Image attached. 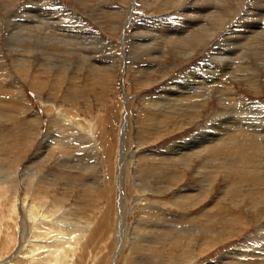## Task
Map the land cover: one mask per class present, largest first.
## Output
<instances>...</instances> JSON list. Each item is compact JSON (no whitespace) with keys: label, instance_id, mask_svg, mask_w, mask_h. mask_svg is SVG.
Listing matches in <instances>:
<instances>
[{"label":"rangeland","instance_id":"rangeland-1","mask_svg":"<svg viewBox=\"0 0 264 264\" xmlns=\"http://www.w3.org/2000/svg\"><path fill=\"white\" fill-rule=\"evenodd\" d=\"M28 1L33 2V0H1L2 3L0 2V192L3 189L6 193L9 192L7 194L11 197L10 193H13L14 185L9 180L10 177H14V183L19 185L18 197L20 198L17 200L16 210L18 215L16 216L10 211L12 202V200H9L10 197L9 199L4 198L0 204V264H8L13 256L20 255L27 247L28 238L26 236L23 241L21 234L25 225V218L27 222L29 220L27 213L23 214L24 206L22 203L30 179L28 174L35 175L34 178L38 176L36 179L40 183L41 180L42 182L50 180L56 183L55 187L52 186L45 191L49 195L46 203L44 205L40 202L35 204L39 211L42 209L44 214L50 215L54 219L58 218L56 219L58 222L66 223V229L69 227L68 224L86 225L87 227L90 224L88 220L86 221L87 216H90V219L92 218V223L94 222L93 226L95 225L98 234L93 235L90 232L92 236V238L90 237V244H87L88 247L75 256L73 259L75 261L70 263H114L115 249L116 245L118 246L120 236L117 232L120 216L116 205L117 195L115 194L117 189L116 157L120 145L119 131L122 112L126 107L129 122L126 128L125 143L127 152L124 171L121 175V181H123L121 185L127 199L125 200L127 226L125 246L119 264H188V261L191 264H207L217 262L226 253L239 248L242 250L250 249L245 252L254 251V254L259 249L255 257L260 258L257 255L261 252L264 253V199H261V195L264 193V181L257 185L250 180L242 181L239 187L241 192H232L230 189L224 195L222 188L228 184L226 179L234 175V173H228L226 177L227 172L225 173L223 170L227 165L224 161L228 159L227 162L229 163L232 160L229 159L230 157H225L228 154L224 151V154L217 156L218 161L222 159L219 164H223L218 165L219 172L222 171V174L214 182L213 191L207 195L204 189H207V184L210 181L208 182L206 178L203 179L201 174V171L204 172L203 168L200 172H195V167L201 163L197 158H193L190 163L193 168L182 170L180 166L181 168H178V170L174 168L175 162H171V167L170 162H160L154 160L151 156L152 153H167L172 145L176 143L179 146L183 145L181 141L191 142L196 140V136L202 131L207 134L211 124L227 114L216 115V111L223 112L224 110H222L221 104L217 100L218 93H215L199 114L191 113V115L193 114L192 117L191 115L187 116L190 114L189 110L186 111L187 114L184 112L182 119L179 121L176 118L177 115L175 117L170 116L169 120L172 122H168L163 127H160L161 125H158L155 119L153 120V116L150 115L149 117V112L156 109L154 104L157 100L159 101L160 94L170 89L168 85L181 81L190 71L196 70L202 80L210 81L218 76L219 73H214L213 66L220 69L222 61L209 60L204 55H208L212 48H224V45L229 44L228 41L223 40L225 37L230 36L229 29L216 33V35H219L216 39L214 38L212 43H208L209 46L206 49L203 48V52L198 51L197 54L186 60L188 57H182L179 54L180 52H175L176 50L171 42L165 41V37L171 34L168 35L165 32L160 34L156 30L153 31V25L150 22H147V24L145 22L158 20V23L165 22L171 25L172 28L177 27V16L173 12H177L176 8L178 6L170 8L169 5H166V8H163L152 4L147 8L145 2L141 3L143 5L138 4L137 7L134 0H107L108 3L113 1L111 4H106L114 9L107 12L109 10L104 7L102 0H95V4L92 0L89 10H84L82 6L79 7V3L76 4L75 0H37L39 2L38 6H40L38 8L53 10V16H56L57 19L60 18L61 21L63 20L61 28L70 29H58L54 25L55 27L50 30L51 33L59 31V33L67 32L83 36L81 40L77 41L81 45V47L77 45L78 48L76 45H74V48H71L72 45L67 48L61 45L58 46V44L53 46V43L52 45H44L41 40L36 39L43 36L41 35L42 32L39 33L40 36L35 35L34 41L35 36L33 33H27L23 27L18 28V23H12L14 20L15 22L23 21L29 14L30 18L34 17L37 21L39 17H36V15L41 14V9L27 12L24 15L21 13L25 6L29 9L32 8L33 3L28 4ZM213 2L215 4L216 0H213ZM26 3L31 6H27ZM134 5L136 6L135 10ZM128 7H130V10ZM127 9L130 13L126 12ZM215 9L217 8L215 7ZM168 12H172V14H166ZM243 12H240L239 15L231 13V19H227L231 22L242 19L240 15H243ZM31 13H34V15ZM150 14H155V17L150 18ZM17 15H20L17 17L18 19L15 18ZM67 15L68 17H66ZM10 18L14 20L11 21ZM132 18H134V21L139 19L137 20L139 23L136 22V25H147L144 30L139 31L136 35L138 38H133V32L131 35V28L129 27L134 24ZM127 21L131 22L128 24ZM73 24L75 25L73 26ZM71 25L74 27L73 30ZM136 25H133V27ZM226 25L232 26L231 23ZM226 25L224 28L227 27ZM88 30L89 32H87ZM91 31L94 33L92 35L94 38L91 37L96 41L87 38L90 37ZM144 31L146 35L142 34ZM17 34L20 35L17 36ZM21 34H23L22 37ZM11 38L13 43L15 41L14 45ZM136 39L147 40L148 45L144 44L138 50L135 43ZM19 41L22 43H18ZM36 41L38 43H35ZM69 42L75 43L72 39H69ZM18 45L24 49H19ZM42 48L48 52L46 57L41 53ZM147 48L152 52L146 53ZM181 48L183 49V47ZM181 48L179 49L186 53L187 50ZM78 49L88 51L87 54H89V56H84V61H80V65H83L81 67L80 65L77 67L78 60L81 59L77 56H81L83 52H76ZM160 49H164L165 60L161 63L150 60V55L157 54ZM244 50L247 49L244 48ZM27 57H31L29 63L32 64L30 66L28 63L23 64V60ZM16 62L22 64L20 66L25 65L27 75H20L19 71L14 73ZM93 62H96L97 65L100 64L97 67L96 63L94 65ZM109 63L113 69L111 68V73L105 77V72L99 71L101 69L105 70V66ZM92 65L95 67H92ZM20 66L18 65V68ZM36 67L40 69L38 75L40 81L38 83L32 80L35 79V76H31L32 69H37ZM147 67L152 70L150 73L147 72L149 71ZM29 68L30 74L28 73ZM89 70L92 71H90L92 74ZM145 73H147V76ZM228 77L230 78L229 75ZM263 78L264 73L261 80ZM211 84H215V87L217 85V87H221V84L213 81H211ZM12 86L19 88L16 89ZM231 89L240 94L247 104L255 102L261 104L264 108V88L257 90L239 78ZM203 99L206 98L203 97ZM241 105L240 107L246 106L244 103ZM232 110L233 108L230 109V111ZM153 114L157 116L156 111ZM244 116L245 111L242 110L240 117ZM205 134L201 135L200 138L205 137ZM28 140H33V142L29 144ZM65 140L69 142L67 143L69 146L62 149L61 146L66 145ZM53 141H61V146L56 144L53 148L49 147L48 152H43L44 146L50 144V142L54 143ZM56 147L60 148L55 149ZM42 154L44 157L41 156ZM262 156H264V152L262 154L256 152L251 155L252 161H254L252 165H257L260 162L259 165L264 166V157ZM255 159L258 163H255ZM79 160L81 161L79 162ZM97 162L100 164H97ZM232 163L234 162L232 161ZM259 165L257 166L258 169L261 168ZM255 168L256 166L251 170H255ZM182 171L184 172L182 173ZM208 171L205 175L210 173V170ZM237 176L238 179L241 175L237 174ZM97 179L101 182L102 198L99 200L94 196V187L89 183ZM237 179L236 181L240 182ZM86 180L88 184L85 183ZM36 185L38 186V184ZM253 189L255 190L253 191ZM200 191L202 192L201 195L199 194ZM182 195L189 198L188 205L183 202L185 197ZM260 200L263 203H260ZM29 201L31 202L32 199L29 198ZM140 204L149 206L150 210L145 211V208L141 207ZM28 224H26L25 229L29 234L32 228ZM97 224H100V226L97 227ZM179 226H183L190 233L180 235L179 228L181 227ZM163 229L167 230L166 233L168 234ZM183 235L184 238H182ZM178 237L181 238L176 241ZM188 240L189 242H187ZM18 249H21V252ZM46 253L47 251L42 254ZM80 256H82L81 260L78 258ZM238 258L246 259L249 257L245 254V256L242 255Z\"/></svg>","mask_w":264,"mask_h":264},{"label":"bare ground","instance_id":"bare-ground-1","mask_svg":"<svg viewBox=\"0 0 264 264\" xmlns=\"http://www.w3.org/2000/svg\"><path fill=\"white\" fill-rule=\"evenodd\" d=\"M75 1H76V4H77V2L79 3V7L82 6L84 10H87V9L89 10L92 0H90V1L89 0H75ZM102 1L104 2V7L109 10V11H107V10H105V11L111 12L114 10L110 7V5L106 4V3H108L107 0H102ZM134 1H135V5L137 7H138V4H141L143 2H145L147 4V8L150 7V5H152V4L163 7V8H166V5H169L170 8H172V7L176 8L178 6L176 8L177 12L176 11L173 12V14H175L177 16V19H176L178 22L177 27L172 28L171 25H169L165 22L164 23L163 22L158 23V20H151V21L148 20L145 22H146V24H147V22H150V24L153 25V28H154L153 31L156 30V31L160 32V34H161V32H163V34H164V32L167 33L168 35L171 34V35L165 37V41L168 40V42H171L173 44V47L176 50V51L175 50L174 51L178 52V53L180 52L179 54H181L182 57L183 56L188 57V58H186V60L193 57L195 54H197L198 51L203 52V48L206 49V47H208L209 44L214 41V38L216 39V37L219 35V34L216 35V33H220L226 29H229L228 33L230 34V36L227 35L228 37H225L223 39V40L229 42L228 45L227 44L224 45L223 46L224 48H221V47L220 48H216V47L212 48L208 55H206V54L204 55L209 60H213V61L214 60H219V61L221 60L222 61V66L221 67L219 66L220 69L219 68L217 69L216 66H213L214 73L215 74L219 73L218 76H216L215 79H212L210 81L209 80H202L200 75L198 76L196 70L190 71L187 75L184 76L183 79H181V81L173 82V83L168 85L169 86L168 88H170V89L162 92L160 94V97H158L159 101L157 100V102L154 104V105H156L155 111H156L157 116H155L153 114L155 111H153V112L150 111L149 117H150V115H151V117L153 116V120L155 119L156 123L158 125H161L160 127L166 126V124L168 122H172L171 120H169L170 116L175 117L177 115L176 118L179 121L182 119V115L184 114V112H186L188 110L190 111V114H188L187 116H190L191 113L199 114L206 107V105L208 104V100L211 99L214 96L213 94H215V93L216 94L218 93L217 96H219V97H217V100H218L219 104H221L220 106L222 107V110H224L223 112L216 111V113H217L216 115L219 116V114H224V113H227V114L222 116L218 120L214 121V123L211 124L210 128H208L207 134H205V132L203 133V131H202L199 133V135H198L199 137L196 136V138H197L196 140L191 139L192 140L191 142L190 141H181V142H183V145H180V146L178 145V143H176V144L171 146V148L168 150L169 152H167V153H163V152L162 153L161 152L160 153H152L151 154L152 158H154V160L155 159L159 160L160 162H170L171 167H172V163L175 162V164H174L175 167L174 166L173 167L177 168V169L182 167V170H186L188 168H191L193 165H191L190 163L192 162L193 158H197L199 161H201V163L195 167V169H194L195 172L198 173L203 168L204 172L202 173V171H201L203 179L205 180V178H206L208 182L210 181V183L207 184V189H204V191L207 192V195L210 194L211 191H213L212 188H213V185L215 184L214 182L216 181L217 177L222 174L221 173L222 171L219 172V168H218V165L221 166V164H223L221 162H220L221 164H219V161H221L222 159L221 160L219 159V161H218L217 156L220 154H224V151H226V153L228 154L225 157L226 158L230 157L229 159H232L229 161V163L227 162L228 159H227V161L226 160L224 161V163H227L226 167H224L225 169H223L225 171V173L227 172L226 177L228 176V173H234V175L231 176V178H228V179L224 178L228 182V184L222 188V190L224 191V195L227 193V190H230V189L232 190V192L233 191L234 192H236V191L241 192L240 191L241 189L239 187H240V183L242 181L250 180L252 183H254L256 185L259 184L261 181L263 182L264 181V166L263 165L260 166L259 165L260 162L257 165L256 164L252 165V163L254 161H252L251 155L255 154L256 152L261 153V154L264 152V110H262L264 108H263V106H261V104L259 105L255 102L247 104V102L243 100L242 96L240 94H238L237 92L232 91L231 88H232V86L235 85V82H237L239 78L246 81L247 84H249V86H251L257 90L264 88V78H263V80H261L262 74L264 73V0H216L215 4H214L213 0H134ZM0 2H1V0H0ZM28 2H29L28 4L33 3L32 8L29 9L28 7L25 6L23 8V11L22 12L20 11L22 13V15H24L30 11L41 9V8H38L40 6H38L39 2L37 0L36 1L33 0V2L32 1H28ZM218 2H219V5H218ZM93 3L95 4V0H93ZM111 3H113V1H110V3H108V4H111ZM28 4H27V6H31ZM135 5H134V10L136 9ZM141 5H143V4H141ZM216 5H218V6H216ZM8 7H10V6H8ZM215 7L217 9H215ZM16 8H17V6H16ZM91 8H93V7H91ZM94 8H95V6H94ZM129 8L130 7H128V9ZM4 9H6V8H4ZM129 10L126 12L130 13ZM40 11H41V14L40 15L38 14L39 16L35 14L36 17H39L37 19V21H36V18H34V17L30 18L29 17L30 14L28 13L29 15L26 16V19L21 18V19H23V21L15 22V20L13 19L14 22H12V23H14V24L18 23V28L23 27V29L25 31H27V33H31V34L33 33L34 36L35 35L40 36L39 33L42 32L41 35H43V36H40L39 38H36V36L35 37L33 36V37H34V41L36 38L37 40H41V42L44 45H49V44L52 45V43H53V46H54V44L55 45L58 44V46L61 45V46H64L66 48L69 47L70 45H72L71 48H74V45H76V47H77V45H80V44H78L77 41H79L83 38V36H81V35L69 34L67 32L59 33V31L57 33H51L50 30H52V28L55 27L54 25H56L58 27V29L59 28L63 29V30H70V29L61 28V23L63 22V20L61 21L60 18L57 19L56 16H53V14H54L53 10H47V8H46V9H41ZM116 11L118 12L117 9H116ZM165 11H163V12H165ZM242 11H244L242 13L243 15H240V18L242 17V19H237L235 22L233 21L234 23L229 21L231 19V17H230L231 13H237V15H239L240 12H242ZM15 14H17V13H15ZM31 14L34 15V13H31ZM166 14L170 15V14H172V12H168ZM64 15H66V14H64ZM108 15H109V13H108ZM154 15L155 14L151 15L150 18H152ZM18 16H20V15H17L15 18H17ZM21 17H23V16H21ZM66 17H68V15ZM10 19H11V21H13L12 18H10ZM64 19H66V18H64ZM133 19L134 18H132V20ZM137 20H139V19H137ZM137 20L136 21L133 20L134 24H132V26L129 27V28H131V35H132V32L134 33L133 38L134 37L138 38L136 35L139 33V31L144 30V28L147 26V25L146 26L136 25V22H138ZM77 22H76V25H77ZM79 22H81V21H79ZM130 22H128V24ZM81 23H83V22H81ZM81 23H78V24H81ZM230 23L232 25L231 27L226 25V24H230ZM74 25L75 24H73V26ZM133 25H136L138 27H136V26L133 27ZM225 25L227 26L226 28H224ZM12 27H13V24H12ZM64 27H66V26H64ZM81 27H83V26H81ZM15 28H17V27H15ZM71 28L73 30L74 27H72V25H71ZM76 29H78V28H76ZM81 30H82V28H81ZM84 30H85V28H84ZM82 31H81V33H83ZM87 32H89V30ZM151 32H152V30H151ZM13 34L15 35L14 32H13ZM90 34H91L90 37H87V38H91L89 40H92V41L95 40V39H92V37L94 38V36H92V35H94V33H92V31H91ZM142 34L146 35V32L144 31V33H142ZM14 35H12V36H14ZM18 35H20V34H17V36ZM22 35L23 34H21V37H22ZM25 36H24V38H25ZM96 37H98V36H96ZM173 37H174V39H172ZM13 38H16V37H13ZM26 38H28V37L26 36ZM77 38H79V39H77ZM124 38H125V36H124ZM69 39H72L73 42H75V43L69 42ZM84 39H85V37H84ZM145 39H146V37H145ZM14 40H16V39H14ZM17 40H22V39H17ZM148 40H151V39H148ZM32 41H33V39H32ZM84 41H86V40H84ZM12 43H13V39H12ZM18 43H22V42L19 41ZM28 43H30V41ZM35 43H38V41H36ZM94 43H97V42H94ZM135 43H136V48L138 50L144 44L148 45L147 40L143 41L140 39H136ZM14 44H15V41H14L13 45ZM16 44H17V41H16ZM36 45L38 46V44H36ZM19 46L20 45H18V48L20 49L21 46L20 47ZM15 47H16V45H15ZM80 47H81V45H80ZM181 47H183V49L185 48L187 50L186 53L179 49ZM244 48H246L247 50L245 51ZM68 49H70V48H68ZM148 49L149 48H147L146 53L152 52L150 49L149 50ZM243 50H244V52H243ZM18 51H20V50H18ZM73 51H76V50H73ZM76 52H79V53L83 52L81 54V56H77L79 58L81 57V59H82V60L81 59L78 60V62H79V64H77V67H78V65H80L81 62L84 61V59H85L84 56H87V55L89 56V54H87L88 51H82L80 49H78ZM41 53L45 57L48 54V52L46 50H44L43 48L41 49ZM72 53H74V52H72ZM17 54H18V52H17ZM43 55H42V57H43ZM152 55L153 54L150 55L149 59L152 61H158L160 63H161V61L165 60V56H166L164 53V49L163 50L160 49V52H158L157 54H155L153 56ZM15 56H17V55H15ZM12 58H13V56H12ZM15 58H17V57H15ZM30 59H31V57H27L25 60H23V64L28 63V65L30 66L32 64V63H29ZM99 62L101 63V61H99ZM94 63H96V62H93V64ZM130 63H131V61H130ZM149 63H153V62H149ZM99 64L97 65V63H96L97 67L99 66ZM18 65L20 66L22 64H18L16 62V64L14 65V69H15L14 73H16V71H19L20 75H27L25 65L20 66L19 68H18ZM94 65H92V67H95ZM126 65H127V63H126ZM81 66H83V65H80V67ZM111 66L112 65L109 63V65L105 66V70L101 69V71H99V72H105V77H106V75L110 74L112 69H113ZM152 68H153V66H152ZM147 69H149V71H147L148 73H150L152 71L148 67H147ZM39 70L40 69L37 68L34 70L32 69V71H31V76H33V75L35 76V79H32L35 83H38V81H40V78H38ZM94 70H95V68H94ZM153 70H155V69H153ZM90 71L91 70H89V72ZM144 72H146V71L144 70ZM28 73L30 74V68H29ZM4 74H5V72H4ZM145 75L147 76V73H145ZM228 75L230 76V78L228 77ZM71 77H73V76H71ZM109 79L111 80V78H109ZM60 80H61V78H60ZM211 81H213L217 84H221L220 85L221 87H217L218 85L215 87L214 86L215 84H211ZM20 86H22V85H20ZM12 87L16 88V89L19 88L17 86H12ZM203 97H205L206 99L202 100ZM158 103H160V104H158ZM242 103H244V105H246V106L240 107V106H242L241 105ZM232 108H233V110L230 111V109H232ZM3 110H4V108H3ZM3 110L1 109V111H3ZM242 110L245 111L244 117H240ZM191 111H193V112H191ZM127 114H128V110L126 107L124 109V111L122 112V121H121V127H120V131H119L120 132V135H119V144L120 145H119V150H118L117 157H116V159H117L116 160V163H117V165H116L117 166V179H116L117 185L116 186L117 187L116 186L115 187L117 189H116L115 194L117 195L116 196V205L118 206V214L120 216V219H118L117 232L120 234V236L118 238V241H119L117 243L118 246L116 245V249H115L116 252H115L113 264H119V260H121V257L123 255V249L125 246L126 226H127L126 211H125V206H126L125 200H127V199L125 196L126 193H125V191L121 185V182H123V181H121V175L123 174V171H124V164H125L124 162L126 159V152H127L126 151L127 150L126 143H125L126 135H127L126 134V132H127L126 128L128 126V122H129V120L127 118V116H128ZM186 114H187V112H186ZM192 115H191V117H192ZM195 116H197V115H195ZM185 118H186V116H185ZM37 120H38V118H37ZM34 130H35V126H34ZM35 133L37 134L38 132H35ZM203 134H205V137L200 138V136ZM198 138H200V139H198ZM30 142L32 143L33 140H28L29 144H30ZM53 142L54 143L50 142V144H47L46 146H44L43 152L46 153V151L48 150L49 147L53 148L56 144H57V146H61V143H60L61 141L60 142L53 141ZM65 142H66V140H65ZM67 143H69V142H66V145L61 146V148L62 149L67 148V146H69V145H67ZM70 147H71V145H70ZM59 148L60 147H56L55 149H59ZM40 152H42V151H40ZM41 156H43V154ZM139 157L140 156L138 155V158ZM262 157H264V156H262ZM255 160H256L255 161V163H256L257 159H255ZM80 161L81 160H79V162ZM97 161H98V159H97ZM232 161L234 163H232ZM86 163L88 164V162H86ZM94 163L96 164L95 161H94ZM95 164H93V165H95ZM97 164H100V163L97 162ZM258 165L261 167L260 169H258L259 167L257 168ZM254 166H256L255 170L254 169L251 170ZM83 167L85 168L86 166H83ZM165 167H166V165H165ZM95 168H97V167H95ZM208 170H210V173L208 175H205V173ZM183 172L184 171H182V173ZM35 174H36V172H35ZM124 174H125V172H124ZM237 174L241 175V176H239L238 179H237V177H238ZM224 175H222V176H224ZM28 176L30 177V179H29V182L27 183V187H26V191H25V198H23L22 203L24 206L23 214L26 212L27 218L29 220L27 222V220L25 218V222H24L25 225L22 229V234H21L23 241H24L26 236H27L26 238H28L27 247H26V249H24V247H22L24 249V251H22V252H21V249H18L19 252H21V254H20L21 256L20 255L15 256V257L13 256L12 260L8 264H73L70 262L75 261V260H73L75 258V256L80 254L81 251H83L85 248H87L88 245L90 244V237L92 238L90 232H92L93 235L98 234L96 232L95 225L93 226L94 222L92 223V221H91L92 218L90 219V216L86 217V221L88 220V222L90 223L87 226L90 230L86 227V225L85 226H83V225H76L75 226L73 224H70V225L68 224L69 227H67V229H66L65 228L66 223L63 222L64 223L63 224L62 221L58 222V220H56L58 218L54 219L53 217H50V215L44 214L43 210L41 209L39 211V208L35 205V204H37V202H40L42 205H44L46 203L49 195L45 191L49 190L52 186L55 187L56 183L53 181H50V180L47 182H42V180H41V183H40V181L38 179H36L38 176L36 178H34L35 175H32V174H28ZM13 178L10 177L9 181H11L13 183V185H14L13 190L14 191H13V193H10L11 194V197H10L7 194L9 192L6 193L2 189V191L0 192V204L2 203V200H4V198L9 199V197H10L11 199H9V200H12L10 211H12V213L16 216V215H18L17 210H16L17 205H18L17 200L20 199L18 197V191H19L18 186L19 185H16L14 183L15 180ZM3 179H5V178H3ZM236 179L239 180L240 182H237ZM85 183H87V180L85 181ZM89 183L91 186L94 187V189L93 188L92 189L94 190L95 195H94V193H93V195L96 196L97 200L101 199L102 198L101 191H100L101 182L97 179V180H93ZM36 184H38V186ZM15 187H16V189H15ZM205 188H206V186H205ZM254 190L255 189H253V191ZM102 193H103V191H102ZM200 193L202 194L201 191L199 192V194ZM250 193H251V191H250ZM200 195H199V197H201ZM221 195H222V193H221ZM230 195H231V193H230ZM233 195H235V194H233ZM182 196L185 197V198L182 197L183 202H186V204L188 202H190L189 198L186 195H182ZM202 196H204V195H202ZM247 196H248V194H247ZM262 196H264V193L261 195V199H264V197L262 198ZM256 197H258V196H256ZM29 198L32 199L31 202L29 201ZM204 198H203V200H204ZM258 203H257V206H258ZM260 203H263V202L261 201ZM254 204L256 205V203H254ZM140 206L144 207L145 211L150 210V207L147 205L140 204ZM221 212H222V209H221ZM224 213H225V211H224ZM10 217H11V215H10ZM65 218H67V217L65 216ZM1 220H3V219H1ZM71 221H73V220H71ZM27 223H29L28 225L30 226V228H32V231H30L29 234H28V231H26V229H25L27 227V225H26ZM22 224H21V226H22ZM99 226H100V224H97V227H99ZM179 227H181V226H179ZM165 229H163V230L166 233L167 230H165ZM179 230L181 233L180 235H182V234L188 235L187 232H189V231L186 228H184L183 226L181 228H179ZM197 230H199V229H197ZM168 231H170V229H168ZM166 234H168V233H166ZM180 238L181 237H178V239L176 241H178ZM182 238H184V235L182 236ZM189 238H191V237H189ZM187 242H189V240ZM257 248H260V247H257ZM257 248H256V250H257ZM248 250H250V249H248ZM248 250H244V249L242 250L241 248L236 249L234 251L228 252L225 255H223L221 257V259L218 260L217 262H213V263L210 262L207 264H264V253L262 254V252H261L259 255H257L260 258H257L255 256H256V253L259 252L258 251L259 249L257 250V252L255 254L253 253L254 251L253 252L249 251L250 253H246L245 251H248ZM45 251H47V253L43 255L42 253ZM263 251H264V249H263ZM242 252H245V253H242ZM245 254L249 258H246V259L238 258L239 256H242V255L245 256ZM81 257L82 256L78 257L79 260L82 259ZM75 263H77V262H75ZM189 263H190V261H188V264Z\"/></svg>","mask_w":264,"mask_h":264}]
</instances>
